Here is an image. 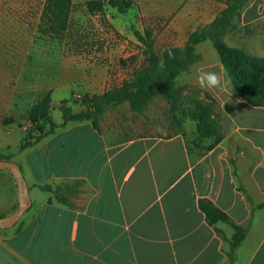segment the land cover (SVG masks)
Masks as SVG:
<instances>
[{
  "label": "crops",
  "instance_id": "0c3cea01",
  "mask_svg": "<svg viewBox=\"0 0 264 264\" xmlns=\"http://www.w3.org/2000/svg\"><path fill=\"white\" fill-rule=\"evenodd\" d=\"M91 1L98 0L72 3ZM132 1L144 19L166 21L174 47H181L192 32L221 16L228 0ZM45 4L0 0V69H13L14 54L34 48L27 40L39 32ZM239 28L245 32L236 39L255 38L257 51L226 43L264 57V0L250 1ZM197 49L199 72L221 73L225 82L223 92L205 88L230 126L222 142L199 156L182 134L112 144L101 123L99 130L81 123L57 128L50 140L15 157L9 154L22 169L31 204L16 225L0 229V264H227L235 231L223 222L209 226L200 199L248 228L233 264H264V108L240 98L210 41ZM9 80L8 72L0 75L2 83ZM0 173L5 186L0 218H5L17 210L20 191L11 171ZM69 180L85 185L70 205L38 187Z\"/></svg>",
  "mask_w": 264,
  "mask_h": 264
},
{
  "label": "rangeland",
  "instance_id": "374dc122",
  "mask_svg": "<svg viewBox=\"0 0 264 264\" xmlns=\"http://www.w3.org/2000/svg\"><path fill=\"white\" fill-rule=\"evenodd\" d=\"M235 23L238 25L236 28L233 29L232 24L225 28L224 39L249 51H257L258 41L255 38L244 35L242 40L236 39L237 35L240 34L241 37L245 31L239 28L240 20ZM70 25L69 32L62 39L37 32L27 40L34 44V48L28 53L16 52L13 69H0V75H7L8 72L10 76L8 85L0 81V158L9 154H14L12 157H15L23 152L20 151V146L32 127L28 119L29 111L50 90L53 92L52 116L59 128L81 123L92 124L91 121L63 124L59 106L67 101L74 113L86 111L83 103L86 97L102 95L108 90L121 87L125 81L132 79L136 70L147 64L146 46L135 37L134 29L142 33L151 31L158 55L177 43L169 36L166 21L144 19L133 8L128 13L121 14L116 8L106 7L102 13L90 15L84 7L75 6L70 15ZM30 29L35 30L36 24L30 25ZM199 30L201 29L196 31ZM187 42L178 48H185ZM198 45L195 52L199 59L175 78L174 88L178 99L167 98L164 89L157 87L153 89L151 100L140 113L135 112L127 102L110 108L99 120L107 141L117 144L137 136L166 138L182 134L189 150L199 154L193 149L198 136L197 122L183 113V110L187 112L188 109H194V103L205 98V88L197 83L202 61ZM174 105L177 109L173 112ZM214 113L222 132H225L224 128L230 131L226 119L223 124L219 118L218 104L214 107ZM52 137L53 135L45 140ZM211 141L212 139H205L204 143L209 145ZM52 186L60 187L61 194L69 201L79 196L85 188L83 182L71 180ZM4 190L5 186L0 181V194ZM52 198H55L53 194Z\"/></svg>",
  "mask_w": 264,
  "mask_h": 264
},
{
  "label": "trees",
  "instance_id": "16d2710c",
  "mask_svg": "<svg viewBox=\"0 0 264 264\" xmlns=\"http://www.w3.org/2000/svg\"><path fill=\"white\" fill-rule=\"evenodd\" d=\"M250 1L228 0L227 9L222 15L207 27L193 32L185 48L169 47L162 55H158L155 50L151 31L146 30L142 33L134 29L135 37L146 46L147 64L140 70H136L132 79L125 81L121 87L108 90L102 95L86 97L83 101L86 111L74 113L68 102L63 101L59 106L63 124L91 121L94 128L99 130V120L107 110L127 102L135 112L140 113L151 100L153 89L157 87L164 89L167 98L176 97L178 99V93L174 88L175 78L187 71L199 59L195 47L205 41H210L217 51L240 98L253 107L264 108V57L232 47L223 37L226 32L225 28L229 24H232V28L238 26L235 22H239L242 11ZM81 6L90 15L102 13L106 7L116 8L119 13L126 14L134 8V2L132 0H98ZM74 8L72 0H46L39 27L40 34L57 39L64 38L70 30V15ZM169 50L172 53L171 57L168 55ZM161 60L164 63L163 68L158 66ZM52 95L53 92L50 90L30 109L28 119L32 127L27 132L20 151L36 146L45 138L53 135L59 128L52 116L54 111ZM194 105V109H188L187 112L183 110V113L197 122L198 136L193 143V149L199 152V156H203L222 142L224 133L220 122L214 116L216 105L214 99L206 94L203 100L196 101ZM176 109L174 105L172 111ZM205 139H212V141L206 145ZM0 159L11 160L9 156ZM38 187L44 192L53 194L58 202L70 205L68 198L61 194L60 187L54 188L50 184ZM199 209L205 214L209 226L215 227L217 223L223 222L234 229L235 233L229 240L230 250L228 252V264H233L237 249L247 237L248 228L236 224L226 212L208 199L199 200ZM215 232L225 239L221 230L215 228Z\"/></svg>",
  "mask_w": 264,
  "mask_h": 264
},
{
  "label": "water",
  "instance_id": "95a60500",
  "mask_svg": "<svg viewBox=\"0 0 264 264\" xmlns=\"http://www.w3.org/2000/svg\"><path fill=\"white\" fill-rule=\"evenodd\" d=\"M9 170L14 175L20 191L19 205L17 210L10 216L0 218V229H8L16 225L26 213L31 204L29 186L24 178L19 164L13 161L0 159V171Z\"/></svg>",
  "mask_w": 264,
  "mask_h": 264
},
{
  "label": "clouds",
  "instance_id": "9594fccd",
  "mask_svg": "<svg viewBox=\"0 0 264 264\" xmlns=\"http://www.w3.org/2000/svg\"><path fill=\"white\" fill-rule=\"evenodd\" d=\"M168 55L171 57L172 53L169 50ZM159 67L163 68L164 63L161 60L158 64ZM197 83L201 88L215 89L219 92L225 91V82L221 73L213 71L201 70L197 76Z\"/></svg>",
  "mask_w": 264,
  "mask_h": 264
}]
</instances>
